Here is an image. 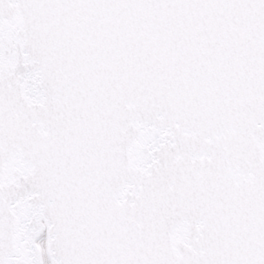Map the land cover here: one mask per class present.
Instances as JSON below:
<instances>
[{"label": "snow or ice", "instance_id": "1", "mask_svg": "<svg viewBox=\"0 0 264 264\" xmlns=\"http://www.w3.org/2000/svg\"><path fill=\"white\" fill-rule=\"evenodd\" d=\"M0 264H264V0H0Z\"/></svg>", "mask_w": 264, "mask_h": 264}]
</instances>
